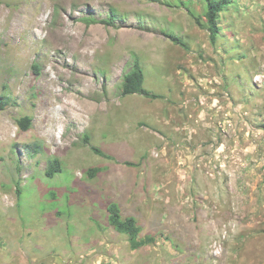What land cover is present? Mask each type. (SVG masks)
Masks as SVG:
<instances>
[{
	"label": "rangeland",
	"instance_id": "obj_1",
	"mask_svg": "<svg viewBox=\"0 0 264 264\" xmlns=\"http://www.w3.org/2000/svg\"><path fill=\"white\" fill-rule=\"evenodd\" d=\"M185 6L0 0V264H264V0L215 42ZM134 58L161 97L121 95ZM111 202L155 241L131 249Z\"/></svg>",
	"mask_w": 264,
	"mask_h": 264
},
{
	"label": "trees",
	"instance_id": "obj_2",
	"mask_svg": "<svg viewBox=\"0 0 264 264\" xmlns=\"http://www.w3.org/2000/svg\"><path fill=\"white\" fill-rule=\"evenodd\" d=\"M231 3V0H204V7L202 13H197L191 8H187L189 14L194 18L195 22L205 28L209 32L210 40L215 42L219 34L218 18L219 13L225 10ZM168 36L177 44H180L187 48V44L182 40L180 36L173 32H169ZM121 95L126 96L129 94H138L148 98L161 97L149 91L144 87V72L137 58H134L131 64L123 70L122 81H121ZM9 103L8 98L0 96V110L4 109ZM31 117L23 116L17 120L18 126L22 130H26L31 125ZM84 141L88 142V137L84 138ZM32 149L39 147L37 144H32ZM91 149L96 153L104 157H111L105 154L100 148L91 146ZM127 165H137L139 162H124ZM61 170V164L57 158H53L49 161L46 175L53 176L56 172ZM91 175H95L98 168H91ZM107 222L119 233H124L128 236V242L131 249H137L144 245L151 244L155 241V237L150 234L141 236V228L137 222V219L132 216H122L120 207L117 202H111L107 205Z\"/></svg>",
	"mask_w": 264,
	"mask_h": 264
}]
</instances>
